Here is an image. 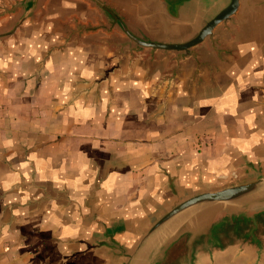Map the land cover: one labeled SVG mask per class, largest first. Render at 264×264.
I'll return each mask as SVG.
<instances>
[{
	"label": "crops",
	"instance_id": "crops-1",
	"mask_svg": "<svg viewBox=\"0 0 264 264\" xmlns=\"http://www.w3.org/2000/svg\"><path fill=\"white\" fill-rule=\"evenodd\" d=\"M226 1L0 0V264H264V224L216 205L132 257L181 199L264 178V0L186 55L116 20L182 40Z\"/></svg>",
	"mask_w": 264,
	"mask_h": 264
},
{
	"label": "water",
	"instance_id": "water-1",
	"mask_svg": "<svg viewBox=\"0 0 264 264\" xmlns=\"http://www.w3.org/2000/svg\"><path fill=\"white\" fill-rule=\"evenodd\" d=\"M238 6L239 0H227L215 14L206 20L189 37L175 41L140 37L127 29L120 19H117L116 23L137 48H148L150 50H161L186 55L192 47L201 43L206 37L211 35L215 26L229 20ZM169 79L172 80V77ZM213 205L218 207L232 206V208H237L241 213L243 211L244 214L242 215L245 219L250 220L253 224L250 230L251 238H257L254 230L264 224V178L257 177L248 181L231 183L213 190L195 192L181 199L165 210L149 225L136 242L132 257L140 255V252L146 250L154 242L155 244L160 243L161 239L159 238L161 234L171 225H175L188 216L198 214L205 207ZM239 216L232 215L230 219L234 222ZM260 229L262 230V227ZM160 244L161 249L163 248L165 251L170 245H168V241ZM157 262V259L153 258L150 264H157Z\"/></svg>",
	"mask_w": 264,
	"mask_h": 264
}]
</instances>
